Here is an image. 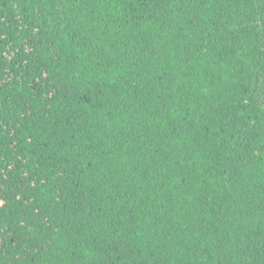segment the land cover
Here are the masks:
<instances>
[{
    "label": "trees",
    "instance_id": "trees-1",
    "mask_svg": "<svg viewBox=\"0 0 264 264\" xmlns=\"http://www.w3.org/2000/svg\"><path fill=\"white\" fill-rule=\"evenodd\" d=\"M0 264H264V0H0Z\"/></svg>",
    "mask_w": 264,
    "mask_h": 264
}]
</instances>
